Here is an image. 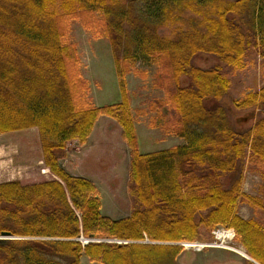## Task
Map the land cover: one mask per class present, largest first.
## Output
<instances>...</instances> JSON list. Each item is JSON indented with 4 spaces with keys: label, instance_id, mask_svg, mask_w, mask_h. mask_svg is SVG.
Listing matches in <instances>:
<instances>
[{
    "label": "trees",
    "instance_id": "trees-1",
    "mask_svg": "<svg viewBox=\"0 0 264 264\" xmlns=\"http://www.w3.org/2000/svg\"><path fill=\"white\" fill-rule=\"evenodd\" d=\"M73 22L110 44L118 104L90 101ZM252 50L264 58V0H0V135L37 129L51 176L0 184V238H12L0 240V264H179L180 243L209 242L220 227L264 264V195L243 189L249 170L264 192V85L233 102L257 113L251 130L238 132L221 106L226 70H244ZM201 54L219 63L194 66ZM140 60L157 67L164 94L155 127L185 145L140 152L127 86ZM101 117L118 123L130 151L134 208L123 219L103 215L97 186L62 166ZM242 204L258 218L242 219Z\"/></svg>",
    "mask_w": 264,
    "mask_h": 264
},
{
    "label": "rangeland",
    "instance_id": "rangeland-1",
    "mask_svg": "<svg viewBox=\"0 0 264 264\" xmlns=\"http://www.w3.org/2000/svg\"><path fill=\"white\" fill-rule=\"evenodd\" d=\"M70 41L77 46L81 72L88 83V94L92 104L98 107L118 104L121 101L120 85L108 41L104 38H94L79 22H73L71 25ZM218 63L215 57L205 54L198 55L193 60L194 66L201 69H210ZM156 72L157 67L152 62L140 60L136 63L135 72L127 77L128 90L132 94L131 105L136 120L139 149L142 154L162 152L186 144L184 140L167 135L154 125V120L158 118L155 103L164 98L163 92L155 87ZM226 72L232 79V89L222 100L221 106L227 111L234 128L238 132H246L254 127V117L257 113L254 110L239 111L234 107L233 102L248 93L258 92L264 85V58L256 50H252L244 70L234 72L227 69ZM183 81L184 85L189 84L188 79L185 78ZM26 131L0 135V148L10 146L11 152L16 154L15 143L24 142L37 160L40 158L38 155L41 149L39 132L37 129ZM67 151V159L62 162L63 168L73 176L91 180L97 186L103 215L115 220L130 216L134 208V200L129 193L131 158L118 123L110 118L101 117L88 142L80 144L73 141L68 144ZM2 160L5 159L0 158V161ZM18 163L16 161L14 167L12 165L9 167V171L14 176L0 177V181H17ZM47 176L51 178L50 175ZM261 186L260 177L245 170L244 192L253 197L263 196ZM238 214L247 221L258 218L254 210L245 204L239 206ZM223 229L230 230L221 227L216 230ZM212 233L208 235L209 242L214 241ZM233 249L246 253L234 239L233 242L228 243L218 242L215 248H206L202 251L184 247L178 262L179 264H247L249 262ZM82 264L98 263H93L84 256Z\"/></svg>",
    "mask_w": 264,
    "mask_h": 264
},
{
    "label": "crops",
    "instance_id": "crops-1",
    "mask_svg": "<svg viewBox=\"0 0 264 264\" xmlns=\"http://www.w3.org/2000/svg\"><path fill=\"white\" fill-rule=\"evenodd\" d=\"M22 132H27V131H22ZM15 144L16 145L14 147H17L16 154L11 152L10 146H5L3 148H0V158L5 159L4 161L3 160L0 161V177L2 178L9 175H13L9 171L10 169L9 167L10 165L14 167V165H16V161H18L19 163L17 164V167L19 168V178L16 179L17 181L27 183V182H37L47 179L48 178L47 174L50 173L44 164L42 150L41 149L39 150L40 152L38 157L40 156V158L36 160L33 157L28 145L27 146L24 145V142H18ZM6 182H12V181H0V184Z\"/></svg>",
    "mask_w": 264,
    "mask_h": 264
},
{
    "label": "built area",
    "instance_id": "built-area-1",
    "mask_svg": "<svg viewBox=\"0 0 264 264\" xmlns=\"http://www.w3.org/2000/svg\"><path fill=\"white\" fill-rule=\"evenodd\" d=\"M230 233H232L233 239L235 237L234 232L233 231H226V230H216L212 233L213 237H214V241L213 243H209V244H201V243H194V244H182L183 247H185L186 249H193V250H198V251H202L203 249L206 248H215L217 246L218 242H229L228 240L226 241L225 238H227ZM223 236L222 241H220V237Z\"/></svg>",
    "mask_w": 264,
    "mask_h": 264
},
{
    "label": "bare ground",
    "instance_id": "bare-ground-1",
    "mask_svg": "<svg viewBox=\"0 0 264 264\" xmlns=\"http://www.w3.org/2000/svg\"><path fill=\"white\" fill-rule=\"evenodd\" d=\"M222 239H223V236H221L219 240L222 241ZM225 239H226V241L228 240L229 242L233 241L232 233H230V235ZM223 243H225V242H223ZM233 250L236 251L238 254H240L242 257L247 258L246 253H244L243 251L236 250V249H233Z\"/></svg>",
    "mask_w": 264,
    "mask_h": 264
},
{
    "label": "water",
    "instance_id": "water-1",
    "mask_svg": "<svg viewBox=\"0 0 264 264\" xmlns=\"http://www.w3.org/2000/svg\"><path fill=\"white\" fill-rule=\"evenodd\" d=\"M11 239H12L11 236L8 235V234H5V235H3V237L0 238V240H11ZM88 242H89V241H88ZM88 242H86V244H87ZM247 260H248L249 262L253 263V264H257L255 261H253V260H252L251 258H249L248 256H247Z\"/></svg>",
    "mask_w": 264,
    "mask_h": 264
}]
</instances>
